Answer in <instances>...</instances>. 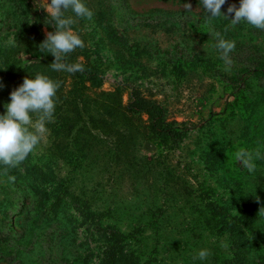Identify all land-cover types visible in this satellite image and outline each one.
Listing matches in <instances>:
<instances>
[{
    "label": "rangeland",
    "instance_id": "1",
    "mask_svg": "<svg viewBox=\"0 0 264 264\" xmlns=\"http://www.w3.org/2000/svg\"><path fill=\"white\" fill-rule=\"evenodd\" d=\"M127 3L129 9L118 5L121 10L113 18L119 33L125 30V50L108 40L94 17L83 24L78 34L103 78L101 87L90 89L88 94L119 92L123 106L136 95L153 100L164 108L168 121L186 129L185 136L177 143L150 139L146 132L147 116L142 115L131 121L142 134L134 148L126 147L116 153L115 138L95 142L84 167L72 170L49 150L53 151L55 136L53 124L48 123L46 135L23 163L34 164L46 173L49 165L63 190H67L66 201L58 214L48 211L50 219L46 218L44 210L55 204L53 194L47 198L50 183L44 181L42 195L38 189L26 187L28 181L33 182L35 173L23 174L20 164L9 170L11 176L20 172L21 186L9 189V179L2 175L4 166L0 163V203L1 209L7 208L8 224H13L11 229L6 227L10 238L23 232L26 240L39 239L32 256L41 260L40 264H104L102 230L110 233L111 228L127 235L122 236L124 250L139 256V264H217L215 257L230 260L227 234L215 236L196 225L194 231H188L194 215L176 211L186 198L199 203V198H208L221 205L230 204L241 188H258L264 201V168L256 166L250 173L234 158L236 150L258 141L251 134L243 136L246 126L252 133V126L243 121L247 112L242 108L241 98L242 95L254 98L260 89L255 82L246 87L233 84L226 77L231 72L219 69L224 63L215 48V32L220 30L213 18L201 14L198 0H127ZM184 3H191L192 10H185ZM41 6L46 7L47 0H2L0 46L14 49L24 23L37 22L44 35L53 32L48 23L51 17ZM207 32L211 35H206ZM226 40L235 42V50L230 53L234 68L237 53L246 49L238 50L240 38ZM16 53L13 58L21 65L36 61L33 54ZM180 55L192 60L199 57V61L182 73L173 68L175 58ZM80 61L82 57L78 58ZM113 156L119 158L121 165L114 164ZM162 171L174 177L179 175L178 185L186 190L190 186L193 195L186 197L180 191L183 202L175 204L177 207L171 201L165 202L166 191L162 194L159 188L167 190V184L169 191H173L177 185L170 178L168 183L162 181ZM183 205L182 209L187 210L188 204ZM79 206L83 211H78ZM160 210H165L166 220L154 227V220L163 218ZM106 212L109 213L105 215ZM230 212L235 214L234 210ZM138 217L146 224L145 230L134 234L132 229L137 227L134 221ZM90 219L95 223L91 224ZM221 241L227 242V249L220 247ZM200 249L209 250L207 260L193 259Z\"/></svg>",
    "mask_w": 264,
    "mask_h": 264
},
{
    "label": "trees",
    "instance_id": "2",
    "mask_svg": "<svg viewBox=\"0 0 264 264\" xmlns=\"http://www.w3.org/2000/svg\"><path fill=\"white\" fill-rule=\"evenodd\" d=\"M82 2L93 11V17L98 27L105 31L108 40L124 49L125 30L124 33H119L113 18L117 17V13L121 10L118 5L129 9L127 0H82ZM231 4L239 7L240 0H227L226 4L222 6V12L226 9L224 13L227 14V8ZM200 8L202 15H209L201 5ZM65 15L72 16L76 21L72 27L76 34H79L83 24L88 19L76 17L71 11ZM230 18H234V13ZM230 18L223 15L213 18L216 23V29L220 30L221 36L225 39L227 37H230L231 40L240 38L237 41L238 50L239 47L246 50L237 53V66L234 68L231 66V74L226 77L231 83L242 87L255 82L260 89L255 96L253 95L254 98L250 99L242 95V108L244 112H247V116L243 121L247 125L252 126V133L246 126V133L243 136L247 137L251 134L252 139L258 138V141H253L251 146L245 148L246 150H250L252 153H255V151L264 152V30L253 26L251 29L249 28L251 25L246 21H241L239 24L232 26ZM49 24L55 31L54 22ZM225 28L228 30L225 31ZM19 32L18 35L16 34L18 41L14 49L9 50L7 46H0V82L5 85V87L0 88V114L6 112L4 104L10 102L11 91L21 85L26 76L35 78V75L40 73L47 75L54 81H60L61 86L57 91L54 120L49 123L53 124L52 131L55 136V142L53 151L50 148L49 150L55 155V158H60L68 163L72 170H81L84 167L86 161L92 155L91 152L95 148V142H105L110 137L115 138L114 150L116 153L126 147L128 149L130 147L134 148L138 137L142 134L139 130L134 129L131 121L142 115L147 116L148 125L146 132L150 139L161 143H177L185 136L186 129L181 128L179 125L177 126L173 121H168L164 108L153 100L136 95L130 98L128 103L123 106L119 98V92H101L94 96H89L88 92L90 89L101 87L103 78L99 65L91 58V52L87 47L77 48L66 57V62L68 63H80L84 68L83 72L78 71L72 74L65 71H54L50 67V64L54 62V56L47 52H41L39 49V45L46 38L39 24L37 22H33L30 25L24 23ZM116 32L120 35L115 34ZM205 34L209 35L210 32ZM180 43H184L183 40ZM135 45L139 47L138 44ZM137 49L139 50L140 47ZM15 52L33 54V58L36 61L21 65L15 59ZM13 55H15L14 58ZM79 57H82L80 62H78ZM198 61L199 57L192 60L189 56L180 55L175 58L173 68L184 73L185 70L194 68L195 63ZM222 67L224 66L218 68L221 69ZM218 68L216 69L217 71H219ZM96 155L98 156V154ZM261 156H264V154ZM115 157L111 158L115 161L114 164L121 165L119 158L116 157L115 159ZM254 163L257 167L264 168V159H256ZM21 165L23 174L28 175V172L35 173L33 174V182L28 181L26 187L31 186L32 190L38 189V194L42 195L45 191L41 189L44 181L47 180V183H50L47 198L49 199V194H53L55 204L49 205L44 210L43 215L50 219L48 211H51L54 215L58 214L59 209H62L64 201H66L67 190H63V184H59L56 180L55 174L50 171V166H46V173L41 172L34 164L28 166V163H22ZM3 166L4 172L2 175L8 179L11 176L10 168ZM161 175L163 176L162 181L165 180L168 183L169 180L167 178H170L171 181L175 180L177 185L173 191H169L167 184V190L164 187H158L162 194L166 191L168 200L165 198V202L171 201L174 203L173 205L179 203L182 200L179 195L180 191L186 197L193 195L189 188L190 186L184 185L188 188L186 190L178 185L180 184L179 175L174 177L170 172L167 175L163 171ZM14 176V183L8 181L10 182L9 189L13 185L20 187V183L23 181L20 172L19 174L16 172ZM25 179L28 180L26 177ZM54 184L56 186L53 187ZM46 189L48 188L46 187ZM249 190V188L238 190L236 197L227 205H221L208 198H199L200 203L196 202L194 198H186L184 202L188 204L187 210L182 209L184 206L183 201L178 206L176 213L194 215L187 228L188 231H194L195 228L193 226L196 225L197 227L201 226V229L215 236L228 235L232 257L230 260H218L215 257L214 260L219 262L217 264H264V213L259 215L260 209L264 207V201L261 193L257 192L258 188L254 187V189ZM38 194L33 195L38 196V199H40ZM25 200L27 201V198ZM26 201H24L25 207H27ZM39 205L38 208H40ZM1 207L2 203H0V264H40L41 260L32 256L35 246H38L37 241L40 242V240H26L23 232L19 234V237L12 236L10 238L11 233L6 227L11 229L13 224H8L10 221L6 220L7 208L3 210ZM230 210H234L235 214H232ZM78 211L83 210L80 208ZM159 212L163 215V218L154 220L152 224L154 227H157L160 221L165 222L166 220L165 210H160ZM90 222L91 224L95 223L94 219H90ZM134 225L137 226L134 230L132 229L134 234H141L145 230L146 224L140 217L135 219ZM102 232L104 233L102 239L105 248L103 252L104 264H139V256H134L132 252L130 255L124 250L125 244L122 236L127 237V235H123L117 230L114 231L113 228L110 229V233H106V230H102ZM65 251L66 249L63 248L62 255H65ZM202 264L207 263L204 262Z\"/></svg>",
    "mask_w": 264,
    "mask_h": 264
},
{
    "label": "clouds",
    "instance_id": "3",
    "mask_svg": "<svg viewBox=\"0 0 264 264\" xmlns=\"http://www.w3.org/2000/svg\"><path fill=\"white\" fill-rule=\"evenodd\" d=\"M226 2L227 0H199L210 18L221 15L230 18L234 13V18H230L232 26L246 21L249 25L264 30V0H240L239 7L231 4L225 14L222 12V6ZM41 7L51 17L49 23L54 22L55 27V31L46 32L45 40L39 45L41 52L54 56V62L50 64L51 69L72 74L83 72L84 68L80 63L66 62V57L70 53L85 45L80 36L73 31L72 26L76 21L72 16L65 14L71 11L76 17L91 20L93 11L82 0H51L50 3L47 0V6ZM184 8L191 11L192 4L184 3ZM227 30L225 28V31ZM215 37L217 39L215 48L224 63L223 70L230 71L233 63L230 53L235 50V42L223 38L220 32H215ZM60 86V81L37 73L35 78L26 76L23 83L11 91L10 102L4 104L6 112L0 114V163L9 168H17L34 152L48 131L46 125L54 120L57 91ZM3 87L5 85L0 82V88ZM234 158L251 173L256 170L254 161L264 159V156L258 151L252 153L246 149H238ZM8 179L15 182L14 176H9ZM262 213L264 207L260 209L259 215ZM220 247L227 249V242L221 241ZM209 255L208 249H200L193 259L203 261L207 260Z\"/></svg>",
    "mask_w": 264,
    "mask_h": 264
}]
</instances>
